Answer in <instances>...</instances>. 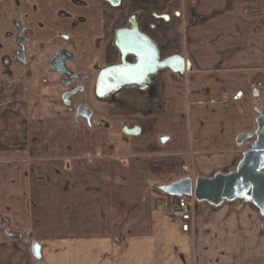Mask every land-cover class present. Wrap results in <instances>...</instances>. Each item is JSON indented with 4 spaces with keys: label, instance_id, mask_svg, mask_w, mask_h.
I'll use <instances>...</instances> for the list:
<instances>
[{
    "label": "crops",
    "instance_id": "0c3cea01",
    "mask_svg": "<svg viewBox=\"0 0 264 264\" xmlns=\"http://www.w3.org/2000/svg\"><path fill=\"white\" fill-rule=\"evenodd\" d=\"M117 12L116 27L134 13L160 59L181 57L184 71L116 87L91 126L11 110L0 82V264H264L255 206L196 202L182 233L166 210L178 198L159 189L240 162L264 74V0H122Z\"/></svg>",
    "mask_w": 264,
    "mask_h": 264
},
{
    "label": "flooded vegetation",
    "instance_id": "af4514ba",
    "mask_svg": "<svg viewBox=\"0 0 264 264\" xmlns=\"http://www.w3.org/2000/svg\"><path fill=\"white\" fill-rule=\"evenodd\" d=\"M121 4L122 0H0V28L3 27L2 21L12 20V26L4 28L0 35L14 38L13 49H2L4 66L8 69L17 63L24 69L35 68L39 86L55 93L61 89L59 104L62 116L91 126L94 111L81 97L85 87L89 85L93 99L98 100L116 92V89L106 91L113 81L136 80L133 74L127 73V69L133 68L138 58L129 51L126 43L132 42L137 34L144 36L155 45L157 61H163L157 45L138 30L139 23L134 13L125 17L122 27L115 26L119 21L117 10ZM142 12L145 16H152L148 9ZM108 35L110 39L107 40ZM139 53L143 64L141 77L147 78L143 87L146 88L152 78L149 76L150 59L147 51ZM124 71L125 75H122ZM263 80L261 77V82L256 84L257 90L250 94L255 119L258 117L255 109H261L264 115ZM96 124L99 125L98 122ZM255 128L253 126L246 134H253ZM253 141L254 137L243 141V152ZM260 172L264 173V169Z\"/></svg>",
    "mask_w": 264,
    "mask_h": 264
},
{
    "label": "water",
    "instance_id": "95a60500",
    "mask_svg": "<svg viewBox=\"0 0 264 264\" xmlns=\"http://www.w3.org/2000/svg\"><path fill=\"white\" fill-rule=\"evenodd\" d=\"M128 44L132 53L137 56L136 65L127 69V73L133 74L135 81H113L106 91H112L118 86L135 85L144 87L147 78L142 79L141 54L139 51H147L150 59V75L153 76L158 69L170 68L174 73H183L184 65L181 57H172L161 62L157 61V49L153 43H150L144 36L138 35ZM125 39V38H123ZM113 70V69H112ZM111 70V71H112ZM125 75V71L121 72ZM119 74V75H121ZM125 78V76L123 77ZM103 96V95H102ZM258 117L255 119V132L253 134H241L236 139V145H242L245 139L254 137L252 145L248 150L242 153L240 162L236 169L227 174L217 173L210 179L184 177L168 185L161 186L159 189L171 198H180L182 196L193 198L197 203H206L212 207H218L224 202H233L242 200L245 203H251L258 209L261 215H264V115L261 109H255ZM125 131V130H124ZM127 135L139 134V128L134 127L126 130ZM248 190L250 194L247 195ZM30 250L33 258H41V246L32 241Z\"/></svg>",
    "mask_w": 264,
    "mask_h": 264
},
{
    "label": "rangeland",
    "instance_id": "374dc122",
    "mask_svg": "<svg viewBox=\"0 0 264 264\" xmlns=\"http://www.w3.org/2000/svg\"><path fill=\"white\" fill-rule=\"evenodd\" d=\"M11 22L12 20L2 21L3 27L0 28V33L4 28H10L12 26ZM106 39H110L109 35ZM13 40V37L3 38V36L0 35V82H3L6 87H4L3 91L8 92L10 96L14 95V100L10 104L11 110H17L25 106L31 118L40 119L42 121L62 116L63 113L60 111L61 106L59 104V94L61 93L60 88L56 93L54 91H51L53 92L51 93L44 86H39L36 83L35 68H25V70L17 65V63L12 64V66L8 69L4 66V63L2 62L4 51L2 49H13ZM262 77L264 78V76ZM262 93H264V91ZM81 97H83L90 104L93 111H98V106L101 105L102 100L93 99L89 85L85 87V92ZM113 138L114 137L112 136L111 139L113 140ZM27 157H29V155L14 153L9 155L8 158L10 160H21Z\"/></svg>",
    "mask_w": 264,
    "mask_h": 264
},
{
    "label": "built area",
    "instance_id": "2783aa9c",
    "mask_svg": "<svg viewBox=\"0 0 264 264\" xmlns=\"http://www.w3.org/2000/svg\"><path fill=\"white\" fill-rule=\"evenodd\" d=\"M215 104L225 105L227 104V101L220 100ZM180 170L186 173L189 172L187 165H183ZM195 204L196 202L193 198L182 196L177 199L176 203L171 204L168 209H166L167 214L176 222H178L177 224L179 225L180 231L182 233H187L189 231V222H191V219L195 212Z\"/></svg>",
    "mask_w": 264,
    "mask_h": 264
}]
</instances>
